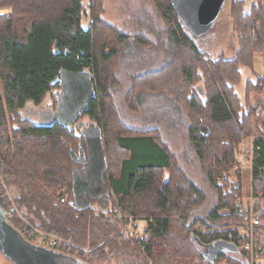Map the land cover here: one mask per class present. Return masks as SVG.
<instances>
[{"label":"trees","instance_id":"16d2710c","mask_svg":"<svg viewBox=\"0 0 264 264\" xmlns=\"http://www.w3.org/2000/svg\"><path fill=\"white\" fill-rule=\"evenodd\" d=\"M152 1L169 29L171 56L161 68L133 75L126 100L135 111L144 94L159 92L176 103L177 113L182 110L190 145L217 192L210 213L193 216L204 193L155 134L159 129L136 128L122 119L112 94L118 63L130 40L142 48L151 41L142 35L129 39L104 21L103 0H89L88 27L84 0H0V7L13 10L0 17V181L32 226L72 241L66 254L87 264L118 255L124 257L121 264H251L238 228L253 216L264 221V210L258 203L254 212L239 206L241 171L237 182L229 173L239 142L252 136L262 112L249 102L264 95V77L246 81V106L236 86L242 82L241 68L253 71L254 55L264 58V0L248 10L244 0L232 2L239 47L230 59L202 51L171 0ZM63 78L87 86L71 124L41 125L23 115L27 105H40L59 89ZM7 112L13 119L10 130ZM83 117L91 123L78 132L75 124ZM260 130L253 140L255 196H264L259 175L264 125ZM64 195L68 201L62 203ZM115 208L122 224L108 218ZM223 209L229 214H221ZM135 219L149 225L140 240L126 231L131 223L135 227ZM10 222L19 230L23 219L16 215ZM198 224L206 231H196ZM217 241L233 244L242 258L207 256V246ZM256 243L257 254H263Z\"/></svg>","mask_w":264,"mask_h":264},{"label":"rangeland","instance_id":"374dc122","mask_svg":"<svg viewBox=\"0 0 264 264\" xmlns=\"http://www.w3.org/2000/svg\"><path fill=\"white\" fill-rule=\"evenodd\" d=\"M103 1L104 8L101 17L104 21L113 24L117 29L124 32L129 39L134 40L137 36L142 35L145 36L147 41L148 39L151 41L150 46H145L143 48L131 40L126 44V48L118 63L116 71L117 86L115 89H112V94L117 104L118 111L122 119L129 125L141 129L150 127H156L159 129L158 131L156 130L157 133L155 134L159 137L160 141L168 145L170 153L176 157L177 165L182 172H184L204 193V200L193 209V216H206L216 204L217 192L207 179L203 167L190 145L188 139L189 126L186 123V120H184L185 117L183 116L182 110L180 109V112L177 113L178 110L176 103L172 99H169L165 94L159 92L144 94L140 99L141 101L137 110L135 111L130 109L129 103L127 102L128 100H126L133 75L147 70L161 68L166 62H168V59L171 56L170 50L173 48L172 40L167 35L168 27L152 0ZM233 1L234 0H227L225 10L221 14L216 26L201 36L193 35L200 49L213 58L220 56L225 58L233 57L239 47L237 32L234 30L230 14ZM244 1L245 9L247 10L253 3L257 2V0ZM84 4L87 7V13L84 16L83 24L85 27H88L90 22L89 0H84ZM9 8L10 7H0V17L13 14V10H8ZM242 71V82L236 86V90L240 94L239 96L242 105L246 106L247 98L245 96L244 88L246 87H244V84L246 86L245 81L249 69L243 67ZM255 77L252 78V80H254ZM199 84L200 86H203V82ZM1 86L0 83V87ZM86 88L87 86L83 84L82 80H80L79 83L73 82L68 78H63L59 89L54 91L52 95H47L40 105H27L23 111V115L41 125L51 124L54 121L71 124L77 114L80 104L85 98ZM79 100L81 101L80 104ZM253 100H255V103H253ZM260 102L264 107V95H259L258 97L252 96L249 103L253 107H258L261 106ZM6 117L8 120L7 127H9L10 130L13 124V119L8 112ZM262 118H264V109L263 112H261L259 119L256 120L252 136L243 138L239 142L236 165L229 173L230 181L237 182L236 173L237 171H241V178L242 182L244 179V186L239 206L243 210H250L251 212H254V207L257 203L260 204V208L264 210V196L261 194L255 196L252 188L253 160L255 157L253 140L256 138L255 136L262 135L260 130L261 124L264 125ZM90 123L91 121L89 118L83 117L75 124V128L80 132ZM259 175L264 180V169L260 170ZM1 183L3 184V181ZM1 191L6 194L5 203L10 206H16L12 199V193L5 184L0 187V193H2ZM220 213L227 215L229 214V210L223 209L220 210ZM16 215H19L23 219L21 227L25 225L34 227L22 216L18 209L14 214L12 212L11 216L7 218L10 221V219L14 218ZM256 219L260 220L259 217L253 216L249 223L240 226L238 228L239 237H237L241 243V249H245L250 253L251 264H264V253L257 254L256 252L257 239L260 241L258 251L260 249L264 250V221L261 220L260 224L251 228L252 221ZM115 222L122 224L123 220H115ZM134 222L135 227L133 228L131 223V226H128L126 231H128L133 238L140 240L144 237V232L149 225L145 219H135V221L133 220V223ZM19 230L21 231V228ZM195 230L198 232L206 231L205 227L200 224L195 227ZM21 234L26 237L25 234ZM33 242L40 243L38 240H34ZM125 257L127 258V256ZM123 258L122 255H118L113 259H108L107 257L103 260H96L91 264H121L120 259ZM145 259L147 258L145 257ZM138 260L140 262V259ZM0 264L12 263L0 253ZM70 264L76 263L72 262ZM222 264L235 263L233 261L228 262L227 260H223Z\"/></svg>","mask_w":264,"mask_h":264},{"label":"water","instance_id":"95a60500","mask_svg":"<svg viewBox=\"0 0 264 264\" xmlns=\"http://www.w3.org/2000/svg\"><path fill=\"white\" fill-rule=\"evenodd\" d=\"M227 0H171V4L184 26L195 36L212 29ZM43 248L29 243L5 215L0 203V253L12 264H54L49 257H42ZM239 252L233 244L217 241L207 246L206 255L216 257L220 253ZM41 254V255H40ZM40 255V256H39ZM39 256V257H38ZM66 264H87L68 256ZM57 264V263H55Z\"/></svg>","mask_w":264,"mask_h":264},{"label":"built area","instance_id":"2783aa9c","mask_svg":"<svg viewBox=\"0 0 264 264\" xmlns=\"http://www.w3.org/2000/svg\"><path fill=\"white\" fill-rule=\"evenodd\" d=\"M12 10V9H8ZM9 14V13H8ZM2 179V178H1ZM1 183V181H0ZM1 187V186H0ZM2 192V191H1ZM3 194V195H2ZM0 200H3V209L5 212V215L9 218L13 212V214L17 211L16 206H10L5 203L6 200V194L3 192L0 193ZM68 201V197L66 195L61 196L60 202L65 203ZM109 219L112 220H122V214L119 212L118 208H115L113 210V213L108 216ZM260 224V220L256 219L253 220L251 223V228H254V226ZM20 231V230H19ZM22 231V232H21ZM21 233L25 234V236L32 239V241L38 240L40 245H46L50 248H54L60 252L67 253L71 252L73 248V242L70 240H65L61 237H59L57 234L47 232L43 229H39L36 227H30V225H25L21 227ZM36 243V242H35Z\"/></svg>","mask_w":264,"mask_h":264},{"label":"crops","instance_id":"0c3cea01","mask_svg":"<svg viewBox=\"0 0 264 264\" xmlns=\"http://www.w3.org/2000/svg\"><path fill=\"white\" fill-rule=\"evenodd\" d=\"M233 57H230V58H233ZM241 72H242V76H243L242 68H241ZM256 75L257 76L264 77V58H263V55L262 54H255L254 55V57H253V71H250L249 70V73L247 74L246 81H248L249 79L254 78ZM246 81H245V83H246ZM244 87H245V84H244ZM253 101H254L253 103H255V100H253ZM260 104H261V102H260ZM261 106H262V112H263L264 107H263L262 104H261ZM262 120L264 121V118H262ZM258 136L259 135L255 136V137H258ZM243 186H244V179H243ZM229 255H231L232 257L239 258V259L242 258V256L240 255V253L239 252H236V251L230 252Z\"/></svg>","mask_w":264,"mask_h":264},{"label":"flooded vegetation","instance_id":"af4514ba","mask_svg":"<svg viewBox=\"0 0 264 264\" xmlns=\"http://www.w3.org/2000/svg\"><path fill=\"white\" fill-rule=\"evenodd\" d=\"M227 2V1H226ZM226 5V4H225ZM225 10V6L223 7V9L221 10L220 14H219V17L215 23L214 26H216L219 22V18L221 17V14L223 13V11ZM26 239V238H25ZM27 240V239H26ZM29 243L33 244V245H36L33 241L31 240H27ZM41 248H43V251H42V257H49L50 259H52L51 262H53L54 264L57 263V264H66V262L68 261V256L69 257H72V255H69V254H66V253H63V252H60L54 248H50L48 246H41L39 245ZM41 255V254H40ZM39 255V256H40ZM38 256V257H39ZM74 258L76 259H79L75 256H73ZM85 263V262H84ZM50 264V263H49Z\"/></svg>","mask_w":264,"mask_h":264},{"label":"bare ground","instance_id":"6f19581e","mask_svg":"<svg viewBox=\"0 0 264 264\" xmlns=\"http://www.w3.org/2000/svg\"><path fill=\"white\" fill-rule=\"evenodd\" d=\"M27 239V238H26ZM28 240V239H27ZM32 243V242H31ZM37 243V242H36ZM44 246H46V245H44Z\"/></svg>","mask_w":264,"mask_h":264}]
</instances>
